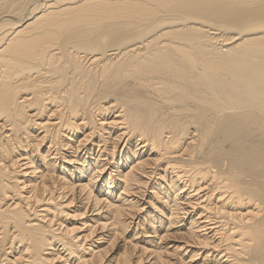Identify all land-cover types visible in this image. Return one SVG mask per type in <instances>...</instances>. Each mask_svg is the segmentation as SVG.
I'll use <instances>...</instances> for the list:
<instances>
[{
  "label": "bare ground",
  "instance_id": "bare-ground-1",
  "mask_svg": "<svg viewBox=\"0 0 264 264\" xmlns=\"http://www.w3.org/2000/svg\"><path fill=\"white\" fill-rule=\"evenodd\" d=\"M0 264H264V0H0Z\"/></svg>",
  "mask_w": 264,
  "mask_h": 264
}]
</instances>
